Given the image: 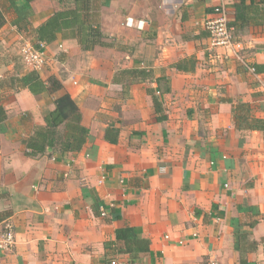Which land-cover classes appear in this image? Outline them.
<instances>
[{"label":"crops","instance_id":"crops-1","mask_svg":"<svg viewBox=\"0 0 264 264\" xmlns=\"http://www.w3.org/2000/svg\"><path fill=\"white\" fill-rule=\"evenodd\" d=\"M95 2L112 46L84 52L59 29L37 72L44 83L57 77L80 107L90 136L78 153L58 143L27 154L62 93L12 86L30 71L23 42L35 45L33 29L75 0H36L21 28L11 11L0 31V213H11L0 238L8 224L16 235L0 264H264V70H251L264 66V0ZM242 2L254 9L249 21L231 28L232 46L213 48L205 23L220 5L235 22ZM133 68L153 79L114 83ZM108 128L119 130L116 143ZM127 227L149 242L134 260L117 241Z\"/></svg>","mask_w":264,"mask_h":264},{"label":"trees","instance_id":"trees-1","mask_svg":"<svg viewBox=\"0 0 264 264\" xmlns=\"http://www.w3.org/2000/svg\"><path fill=\"white\" fill-rule=\"evenodd\" d=\"M34 1L36 0L0 1V31L8 22L7 12L11 11L15 15L13 24L21 28L32 14L31 3ZM251 11H254L252 6L240 3L236 6V20L233 23L229 22V27L236 28L237 22L249 21L247 15ZM100 15V9L95 0H75L74 8L54 13L45 23L33 29L32 32L37 41L35 47L39 49L41 44L48 45L56 41L59 29H71L76 33L72 38L78 40L84 52L93 51L96 47L110 48L112 45L105 42L106 36L102 32ZM254 68L256 72L264 70V66L257 65ZM16 77L12 80V86L17 90L29 89L34 95L47 93L49 96H55L63 91L61 81L55 76H50L47 84L35 71L22 72ZM150 79H153L151 70L133 68L117 72L114 83L129 86L131 83ZM122 80L124 82L119 83ZM54 105L55 109L45 115L46 126L34 128L27 140L26 148L29 156L43 155L55 148L58 143L64 153H78L84 148L90 136V130L83 125L81 109L70 94L62 93L55 99ZM154 107L156 114L162 112V103L157 98H154ZM6 120V110L0 106V126ZM157 120L163 122L166 118L159 116ZM119 133L116 128H108L105 138L108 142L116 143ZM10 215L9 212L0 213V224ZM117 241L124 243L123 251L133 260L150 250L149 242L136 236L134 230L129 227L117 232Z\"/></svg>","mask_w":264,"mask_h":264},{"label":"built area","instance_id":"built-area-1","mask_svg":"<svg viewBox=\"0 0 264 264\" xmlns=\"http://www.w3.org/2000/svg\"><path fill=\"white\" fill-rule=\"evenodd\" d=\"M217 17L205 23L206 30L210 35L211 46L213 48H228L232 46V33L229 27L228 11L224 5L215 8ZM46 45L41 44L37 49L35 45L27 42L21 50L23 64L30 71L40 72L46 66ZM255 71V69H251ZM102 215H106L105 208H101ZM16 244V235L13 227L8 224L0 238V248L9 250ZM111 264H117L113 261ZM207 264H220L216 259H211Z\"/></svg>","mask_w":264,"mask_h":264},{"label":"rangeland","instance_id":"rangeland-1","mask_svg":"<svg viewBox=\"0 0 264 264\" xmlns=\"http://www.w3.org/2000/svg\"><path fill=\"white\" fill-rule=\"evenodd\" d=\"M25 44H26V41L23 42V44H22V48H23V46H24ZM20 55H21V52H20ZM20 60H21V56H20ZM21 62H23V60H22Z\"/></svg>","mask_w":264,"mask_h":264}]
</instances>
